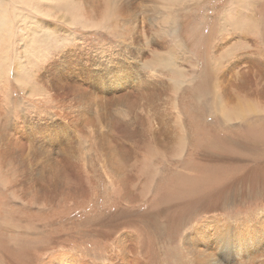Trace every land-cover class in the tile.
<instances>
[{
	"label": "rangeland",
	"instance_id": "1",
	"mask_svg": "<svg viewBox=\"0 0 264 264\" xmlns=\"http://www.w3.org/2000/svg\"><path fill=\"white\" fill-rule=\"evenodd\" d=\"M6 1L0 264H264V0Z\"/></svg>",
	"mask_w": 264,
	"mask_h": 264
},
{
	"label": "bare ground",
	"instance_id": "2",
	"mask_svg": "<svg viewBox=\"0 0 264 264\" xmlns=\"http://www.w3.org/2000/svg\"><path fill=\"white\" fill-rule=\"evenodd\" d=\"M10 1V0H9ZM16 2V0H14V3ZM10 5H13L12 2H7L6 0H0V31L3 30V27L5 26V24L8 22V20L6 19L5 16H7V11H9L8 9L10 7H13V6H10ZM113 5V3H111V6ZM115 8L111 9L110 10V13H113ZM10 11H13V10H10ZM12 15V14H11ZM15 15V14H14ZM18 15V14H17ZM16 15V16H17ZM249 106V105H248ZM255 107H257L255 105ZM258 108V107H257ZM253 109H256L253 107Z\"/></svg>",
	"mask_w": 264,
	"mask_h": 264
}]
</instances>
